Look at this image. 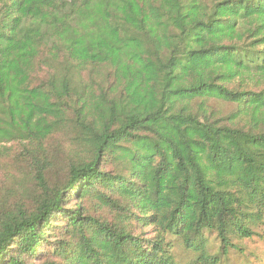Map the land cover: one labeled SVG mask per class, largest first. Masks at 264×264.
Instances as JSON below:
<instances>
[{"label":"trees","instance_id":"1","mask_svg":"<svg viewBox=\"0 0 264 264\" xmlns=\"http://www.w3.org/2000/svg\"><path fill=\"white\" fill-rule=\"evenodd\" d=\"M12 155L0 264L246 261L264 241V0H0Z\"/></svg>","mask_w":264,"mask_h":264},{"label":"rangeland","instance_id":"2","mask_svg":"<svg viewBox=\"0 0 264 264\" xmlns=\"http://www.w3.org/2000/svg\"><path fill=\"white\" fill-rule=\"evenodd\" d=\"M209 106L213 108L221 116H229L237 110V106L233 103L219 100L210 99L208 102ZM247 118V117H245ZM246 119H243L245 121ZM54 143L59 144L58 148L62 149L65 145V137L57 136ZM61 153V151H58ZM61 159V154H60ZM24 167L20 160L14 155L0 158V194L7 193L11 195L13 191L11 189L18 186V182L23 177ZM51 177L61 178L64 175V169L62 162L58 161L56 167L51 171ZM9 186V192H4ZM246 261L245 257L238 253H231V261L234 264H264V241L262 240H248L246 243Z\"/></svg>","mask_w":264,"mask_h":264}]
</instances>
